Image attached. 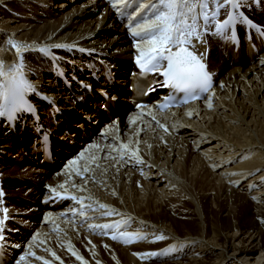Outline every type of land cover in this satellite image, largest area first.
Segmentation results:
<instances>
[{
  "label": "bare ground",
  "instance_id": "6f19581e",
  "mask_svg": "<svg viewBox=\"0 0 264 264\" xmlns=\"http://www.w3.org/2000/svg\"><path fill=\"white\" fill-rule=\"evenodd\" d=\"M157 1L145 0L122 26L117 18L134 0H84L79 6L0 0V203L11 229L0 232L13 248L25 247L19 264H69L70 258L87 264L83 256L98 264H264V51L230 64L202 33L217 18L223 47L227 29L231 38L227 16H238L244 42L252 41L248 33L264 21V0H168L160 16L132 29L143 37L132 44L126 26L147 20H139L145 5L155 16ZM206 5L209 16L202 14ZM232 51L228 40L226 53ZM49 53L59 60L53 63ZM168 56L181 66L196 59L208 64L214 92L163 114L146 107L125 117L119 109L110 122L96 119L90 102H74L99 76L96 66H109L117 75L115 96L127 103V92L118 90L131 66L148 59L163 68ZM19 73L46 96L39 102L32 97L39 122L12 116V103L2 102ZM93 93L114 91L99 81ZM86 117L92 133L81 138ZM41 126L51 133V146L59 143L54 155L60 165L49 173L28 153L46 136L34 133ZM53 195L67 199L69 209L44 202ZM98 214L115 233L99 237L106 225L88 227Z\"/></svg>",
  "mask_w": 264,
  "mask_h": 264
},
{
  "label": "rangeland",
  "instance_id": "374dc122",
  "mask_svg": "<svg viewBox=\"0 0 264 264\" xmlns=\"http://www.w3.org/2000/svg\"><path fill=\"white\" fill-rule=\"evenodd\" d=\"M67 1H68V0H67ZM83 2H84V0H79L78 3L75 4L74 2H72V3H69V2L66 3V0H65L64 3H65V4H74V5L79 6V5L83 4ZM53 3H55V2H53ZM53 5H54V4H53ZM71 7H72V6H71ZM71 7H69V8H71ZM68 11H69V9H68L66 12H68ZM100 11H102L101 8H100V10H99L97 13H95V14L93 15L92 19H93L94 21H97L98 18L100 17V15H101V12H100ZM111 37H112V34L107 35V37L105 38L106 40L104 41V42H105V43H104L105 45H107V44H108L107 42H108L110 39H112ZM214 49H215V48H214ZM214 51H215V50H214ZM245 69H246V68H245ZM94 87H96V84L93 85V88H94ZM39 90H41V89L39 88ZM12 153H13V152H10V154H12ZM188 176H189V175H188ZM212 191H214V190H212ZM215 195H217V192H215ZM247 214L249 215L248 212H247ZM78 240H79V239H78ZM27 242H28V241H25V243H27ZM24 248H25V247H24ZM24 248L21 250V253H18L19 255L17 254L16 260L13 262V264H19L18 262L21 261V260L19 261V259H20L21 256L23 255L22 252H24V250H25ZM19 252H20V251H19ZM60 253H62V252H60ZM60 253H58L60 258H66V257H67V255L65 256V255L60 254ZM255 255H256V254H255ZM69 256H70V255H69ZM17 258H18V259H17ZM83 258L85 259V262H87V264H89V263L91 264V261H93L92 259H88V260H87L86 257H84V256H83ZM91 258H92V257H91ZM70 259H71L72 262L69 261V264H81V263H80L81 260H79V259H76V258H70ZM75 260H76V261H75ZM89 260H90V262H89ZM79 261H80V262H79ZM93 262H94L93 264H98V262H95V261H93ZM85 264H86V263H85Z\"/></svg>",
  "mask_w": 264,
  "mask_h": 264
}]
</instances>
